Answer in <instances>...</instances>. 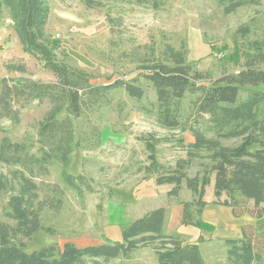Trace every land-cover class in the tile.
Returning <instances> with one entry per match:
<instances>
[{"label":"rangeland","instance_id":"rangeland-1","mask_svg":"<svg viewBox=\"0 0 264 264\" xmlns=\"http://www.w3.org/2000/svg\"><path fill=\"white\" fill-rule=\"evenodd\" d=\"M86 1L46 0L50 10L46 32L58 45V58L87 72L94 84L138 79L137 85L144 89L145 97L138 102L123 89H116L109 93L107 103L103 101L97 110L87 112L82 133L87 131L88 137L90 126L97 125L102 132V145L93 148L84 142L73 154L68 173L83 177L82 181H76L79 188L65 184L62 166L58 163L50 167L48 175L37 178L42 198H53L54 186L63 190L64 194L59 195L63 206L60 211H47L44 216V226L52 229V234L40 231L31 239L16 240V243L25 244L27 254L52 247L62 250L66 243L79 248L121 243L123 231L134 221L168 204L174 186H160L156 181L160 176L172 174L178 161L187 159L180 140L188 145L194 143L189 141L194 138L183 130L194 127L206 131L208 118H201L194 110L193 103L200 94H188L181 103L182 129L163 128L156 118V93L141 75L142 64L133 53L142 59L147 47L162 52L165 45L179 49L183 42H190L188 61L194 62V68L207 75L210 83L219 79L224 70L229 74L239 72L246 60L254 57V44L259 43L264 48V0L231 15L225 14L217 0H161L163 5L158 11L138 6L134 0H129L128 4L108 2L101 7H89ZM8 19L12 20L9 12L0 10V82L7 79L12 85L23 78L55 82L41 62L23 53L14 24H8ZM241 27H249L250 34L241 37L238 34ZM10 63L24 64L27 72L25 75L9 73L5 68ZM249 90L264 91V85ZM248 94V91H241L240 99L245 100ZM13 108L18 111L19 121L0 119V146L8 138L13 143L26 144L31 154L39 155L38 127L51 104L48 100L28 101L21 97ZM148 142L156 147L154 163L150 160L152 153ZM223 143L233 147L240 140ZM13 170L12 166L0 164V172L7 176ZM187 173L191 178L208 176L212 182L204 198L206 216L200 225H186L185 228L201 227L208 243L225 259L226 241L241 239L242 227H259L264 223V216L259 220L248 214L254 212L253 203L239 196L232 202L239 215L216 203L215 175L206 153L193 161ZM11 195L10 192L0 194V221L14 226L15 222L6 217ZM179 196L184 201L195 199L186 188V182ZM226 200L224 195L220 201ZM157 262V255L148 248L136 251L130 261L117 259L107 264Z\"/></svg>","mask_w":264,"mask_h":264},{"label":"trees","instance_id":"trees-1","mask_svg":"<svg viewBox=\"0 0 264 264\" xmlns=\"http://www.w3.org/2000/svg\"><path fill=\"white\" fill-rule=\"evenodd\" d=\"M130 3L129 0H87L89 7H101L108 2ZM225 14L231 15L246 6H257L262 0H217ZM134 4L152 10L161 9V0H134ZM9 12L14 30L24 54L41 62L44 69L53 75L55 82L43 83L22 79L12 85L7 79L0 82V119L18 123V111L13 108L17 99L28 101L48 100L50 110L40 121L38 136L39 155L31 154L24 143H13L5 138L0 146V164L12 166L9 176L0 172V194L10 192L6 217L14 226L0 221V264H107L122 259L130 261L136 251L153 249L158 257L157 264H206L199 243H187L178 235L165 233L167 211L153 210L134 221L123 231V242L101 244L79 248L66 243L62 250L54 247L27 254L25 244L16 240L31 239L40 231L53 233L44 226L47 211H60L64 192L52 187L55 196L42 198V187L36 182L39 176L49 174L53 164L62 166V178L68 187L79 188L74 177L68 173L72 156L82 144L90 143L96 148L102 145L101 130L91 125L82 133L87 112L97 110L103 101H109V93L123 89L127 95L140 102L145 91L138 86V79L130 82L116 80L109 85L92 83V77L84 70L72 67L58 58V45L47 36L50 10L46 0H0V10ZM241 37L250 34L249 27L238 30ZM254 57L246 60L241 70L234 74L222 71L221 77L208 83V77L194 68L188 61L189 47L183 42L179 49L165 45L162 52L147 47V54L140 58L141 75L150 83L157 96L156 118L159 124L171 131L181 130V103L188 94H200L193 103L196 114L207 116L206 131L190 127L193 144L181 146L187 159L178 161L172 174L160 176L157 184L174 186L171 196L177 197L186 182V188L194 196L193 202L182 203L183 225H200L195 222L207 206L204 201L206 189L212 179L208 176L191 178L187 169L206 153L212 162L215 175L214 195L216 203L229 207L236 215L233 201L236 196L253 203L254 212H246L257 219L264 216V91H251L250 87L264 85V48L256 43ZM139 56V57H137ZM9 73L25 75L27 67L10 63L5 68ZM12 82V81H11ZM209 84V85H208ZM241 91H248L245 100ZM66 115L63 119L62 116ZM240 140L236 146L224 145V141ZM154 163L156 147L147 143ZM46 186V185H45ZM48 187V186H47ZM226 195L228 200L221 203ZM195 209V210H194ZM55 212V213H56ZM245 212V211H242ZM227 264H263L264 223L259 227H242V238L227 240Z\"/></svg>","mask_w":264,"mask_h":264},{"label":"crops","instance_id":"crops-1","mask_svg":"<svg viewBox=\"0 0 264 264\" xmlns=\"http://www.w3.org/2000/svg\"><path fill=\"white\" fill-rule=\"evenodd\" d=\"M188 47L190 52V42H188ZM190 63L193 64L194 62H190ZM189 136L190 135H188L187 138ZM189 141H194V140L192 139ZM167 202L168 204L162 207L167 211V218L165 221V233L167 235H178L182 239H184L187 243L190 244L199 243L201 253L206 264H226L227 257L224 259L223 258L224 256L222 255L220 256L218 251H216L215 247L208 243L209 240H207V238L205 237L204 231L201 227L200 229H194V228L191 229V228H185L186 225H183L182 221H183L184 207L182 206V203L192 202V200L184 201L180 199V196L178 195L177 197H173V196L168 197ZM204 216H206V210H203L202 214L199 217H195L194 221L201 223V219ZM219 243L221 244L222 242Z\"/></svg>","mask_w":264,"mask_h":264},{"label":"built area","instance_id":"built-area-1","mask_svg":"<svg viewBox=\"0 0 264 264\" xmlns=\"http://www.w3.org/2000/svg\"><path fill=\"white\" fill-rule=\"evenodd\" d=\"M7 23H8V24H14L13 21L10 20V19L7 20Z\"/></svg>","mask_w":264,"mask_h":264}]
</instances>
